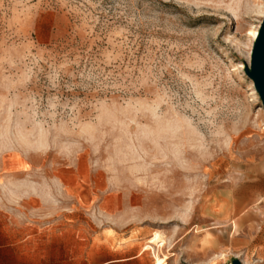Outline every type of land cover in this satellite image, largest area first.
Listing matches in <instances>:
<instances>
[{"label": "rangeland", "instance_id": "obj_1", "mask_svg": "<svg viewBox=\"0 0 264 264\" xmlns=\"http://www.w3.org/2000/svg\"><path fill=\"white\" fill-rule=\"evenodd\" d=\"M263 17L0 0V214L26 264H264Z\"/></svg>", "mask_w": 264, "mask_h": 264}, {"label": "water", "instance_id": "obj_2", "mask_svg": "<svg viewBox=\"0 0 264 264\" xmlns=\"http://www.w3.org/2000/svg\"><path fill=\"white\" fill-rule=\"evenodd\" d=\"M245 74L251 80L264 111V17L252 44L249 65L245 66ZM231 264L241 263L233 259Z\"/></svg>", "mask_w": 264, "mask_h": 264}, {"label": "crops", "instance_id": "obj_3", "mask_svg": "<svg viewBox=\"0 0 264 264\" xmlns=\"http://www.w3.org/2000/svg\"><path fill=\"white\" fill-rule=\"evenodd\" d=\"M46 235V243L50 246L52 243V235L54 233L48 232ZM24 245L20 244L19 239L15 234L3 225L2 216L0 214V264H26L24 256Z\"/></svg>", "mask_w": 264, "mask_h": 264}, {"label": "bare ground", "instance_id": "obj_4", "mask_svg": "<svg viewBox=\"0 0 264 264\" xmlns=\"http://www.w3.org/2000/svg\"><path fill=\"white\" fill-rule=\"evenodd\" d=\"M158 238H159V236H158V235H155L154 238L151 239L149 242H150V243H153V242H155ZM156 261H157L156 264H158V260H156Z\"/></svg>", "mask_w": 264, "mask_h": 264}]
</instances>
